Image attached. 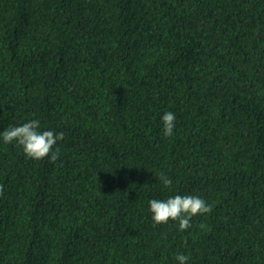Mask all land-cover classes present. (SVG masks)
<instances>
[{
	"label": "trees",
	"instance_id": "1",
	"mask_svg": "<svg viewBox=\"0 0 264 264\" xmlns=\"http://www.w3.org/2000/svg\"><path fill=\"white\" fill-rule=\"evenodd\" d=\"M36 118L64 138L0 143V264H264V0H0V130ZM174 194L211 210L153 224Z\"/></svg>",
	"mask_w": 264,
	"mask_h": 264
},
{
	"label": "clouds",
	"instance_id": "2",
	"mask_svg": "<svg viewBox=\"0 0 264 264\" xmlns=\"http://www.w3.org/2000/svg\"><path fill=\"white\" fill-rule=\"evenodd\" d=\"M176 119V114L172 111H165L160 116L165 137L174 135ZM63 138V131L42 129L38 118L28 119L0 130V143L15 142L27 157L34 160L47 157L50 161H56L59 156L58 141ZM156 179L163 189L172 190L173 180L165 172L161 171ZM210 210L211 205L199 195L174 194L162 199L153 197L148 200V211L151 213L153 224H167L171 220L176 223L179 231L190 228L192 217L206 214ZM175 259L178 264H188L190 257L184 253H177Z\"/></svg>",
	"mask_w": 264,
	"mask_h": 264
}]
</instances>
